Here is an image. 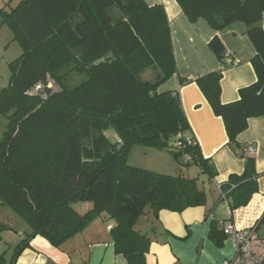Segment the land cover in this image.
<instances>
[{
  "label": "trees",
  "instance_id": "obj_1",
  "mask_svg": "<svg viewBox=\"0 0 264 264\" xmlns=\"http://www.w3.org/2000/svg\"><path fill=\"white\" fill-rule=\"evenodd\" d=\"M174 1L189 22L202 19L218 32L243 23L256 51V81L236 102L220 100V80L232 66L218 37L208 47L221 69L194 81L222 119L227 146L245 161L243 173L220 186L234 211L258 191L254 159L244 156L237 136L249 119L264 116V0ZM0 16L21 49L0 91V206L29 230L8 257L0 255V264H16L37 236L60 248L101 215L114 223L115 254L145 264L153 241L137 227L145 211L156 220L160 211L204 206L206 194L196 178L130 166L132 149L165 150L177 162L185 157L184 167H198L208 181L216 175L190 135L178 93L157 91L176 74L164 8L143 0H21ZM106 131L115 134L114 143ZM79 204L90 209L80 214ZM11 230L0 220V241Z\"/></svg>",
  "mask_w": 264,
  "mask_h": 264
},
{
  "label": "crops",
  "instance_id": "obj_2",
  "mask_svg": "<svg viewBox=\"0 0 264 264\" xmlns=\"http://www.w3.org/2000/svg\"><path fill=\"white\" fill-rule=\"evenodd\" d=\"M143 1L149 7L161 5L170 27L176 74L157 91L178 93L190 135L196 140L203 159L216 171L211 181L201 174L198 167L196 171L188 173L187 178H196L206 194L204 206L188 208L181 213L160 211L156 220L148 210L145 211V215L137 222L138 229L150 232L153 239L145 264H222L234 255L233 242L221 233L223 226L230 224L237 229L254 228L256 231L264 216V116L249 119L247 128L237 136L241 146L254 147L250 156L254 159L258 174V191L246 207L232 211L228 200L222 197L220 186L231 175H241L245 161L227 146L222 119L213 113L194 81L221 69L219 61L208 47L209 42L218 37L226 57L231 56L237 61V65L223 72L220 100L224 105L236 102L239 91L256 81L251 65L256 51L243 23H232L218 32L202 19L189 22L174 0ZM181 79L189 83L181 85ZM155 151L171 158L165 150ZM156 167L162 170L165 165L157 164ZM169 169L174 173L177 171L174 164H169ZM154 171L150 172L159 174ZM178 176L185 177L179 167ZM81 206L85 208L82 214L90 209V204ZM113 225L110 219L101 215L60 248L53 247L47 240L37 236L30 241L29 248L19 255L16 264H127L122 256L114 252L110 238ZM151 229L155 231L152 233ZM23 237H13L10 231L5 232L0 241V255L6 253L8 257Z\"/></svg>",
  "mask_w": 264,
  "mask_h": 264
},
{
  "label": "rangeland",
  "instance_id": "obj_3",
  "mask_svg": "<svg viewBox=\"0 0 264 264\" xmlns=\"http://www.w3.org/2000/svg\"><path fill=\"white\" fill-rule=\"evenodd\" d=\"M20 1L21 0H0V6L3 5V8L0 10L8 12L15 8ZM2 22L3 20L0 16V91L8 86L11 74L8 64L17 59L21 54V49L17 42L13 40V35L10 28ZM144 78L146 80H150L152 78V74L147 73L144 75ZM51 90L57 91L58 89L56 86L52 85ZM34 91L32 92L34 93ZM4 125L5 118L0 117V138L3 134ZM104 135L111 143L116 141L115 134L112 131H106ZM170 157L171 158H168L164 153L160 154L155 150L137 146L132 149L131 154L129 155L128 164L130 166L140 167L149 171L155 170L154 172H159V174L171 177L178 176V167L182 171L183 175L185 174L186 178L188 173L191 171H196L197 169L194 165L184 167L185 157L183 156L179 157L178 162L174 160L171 154ZM157 164H163L165 167L162 168V170L157 169ZM169 164L175 165L177 168L175 173L172 172L173 170L169 169ZM83 207L84 206H81V204L74 206L76 211L80 214L84 212L85 208ZM0 220L4 223H7L13 229V231H10V235L13 237L21 235L24 236L29 232L28 227L23 222V220L7 207L0 206ZM255 233L261 240H264V222L257 226Z\"/></svg>",
  "mask_w": 264,
  "mask_h": 264
},
{
  "label": "built area",
  "instance_id": "obj_4",
  "mask_svg": "<svg viewBox=\"0 0 264 264\" xmlns=\"http://www.w3.org/2000/svg\"><path fill=\"white\" fill-rule=\"evenodd\" d=\"M264 31V19L262 21ZM229 66L237 65V61L231 56L226 58ZM254 152L252 145L243 147L244 156H250ZM186 161H190L186 158ZM223 233L233 242L234 255L222 264H264V240L255 233L254 228L237 229L233 225L223 226Z\"/></svg>",
  "mask_w": 264,
  "mask_h": 264
}]
</instances>
